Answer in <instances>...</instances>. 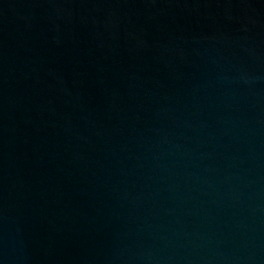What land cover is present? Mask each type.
I'll return each mask as SVG.
<instances>
[{"label": "water", "instance_id": "obj_1", "mask_svg": "<svg viewBox=\"0 0 264 264\" xmlns=\"http://www.w3.org/2000/svg\"><path fill=\"white\" fill-rule=\"evenodd\" d=\"M0 264H264V0H0Z\"/></svg>", "mask_w": 264, "mask_h": 264}]
</instances>
